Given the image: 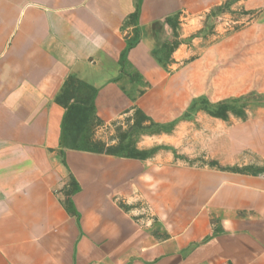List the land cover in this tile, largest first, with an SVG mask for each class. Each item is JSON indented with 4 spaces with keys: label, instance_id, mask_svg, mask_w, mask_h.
<instances>
[{
    "label": "crops",
    "instance_id": "crops-1",
    "mask_svg": "<svg viewBox=\"0 0 264 264\" xmlns=\"http://www.w3.org/2000/svg\"><path fill=\"white\" fill-rule=\"evenodd\" d=\"M226 1L245 12L221 19L195 57L184 42L159 53L167 18L185 37L192 15ZM131 72L145 83L137 96ZM209 74L211 103L264 90V0H0V264H264V170L209 163L264 167V103L244 105V118L203 113L198 163L180 158L187 149L145 159L65 149L62 162L55 97L70 76L96 88L101 123L141 109L177 119L174 130ZM70 175L76 213L64 206Z\"/></svg>",
    "mask_w": 264,
    "mask_h": 264
},
{
    "label": "trees",
    "instance_id": "trees-1",
    "mask_svg": "<svg viewBox=\"0 0 264 264\" xmlns=\"http://www.w3.org/2000/svg\"><path fill=\"white\" fill-rule=\"evenodd\" d=\"M176 17H169L166 19V22L173 29V34L176 37L177 31V22ZM129 21L136 20V11L129 15ZM173 40V39H171ZM170 39L165 41L161 47L159 53L166 55L169 51H172L178 44H172ZM139 37L135 33L134 36L126 40V46L120 54L119 63L121 66V72L125 73L126 65H129L127 60L128 51L138 43ZM153 55L159 60L162 61L161 56L157 55V51H153ZM130 82L138 83L139 87L136 88L134 96H137L143 92L145 86L144 81H142L141 76L137 72H131L127 74ZM125 90V89H124ZM97 90L89 83L82 81L74 76H70L64 83L61 91L55 97V100L61 104L65 111L61 120V135L59 140V146L61 148L60 154L62 157V162L66 165L65 162V149L94 152V153H106L113 156L121 157H130L137 159L148 158L153 152L154 149H138L136 147H129L124 144V141H119L116 145L105 146L100 142L93 141L91 138L92 127L96 123H101L95 114V105L94 99L96 96ZM239 98L219 102L211 103L207 96H201L193 98L187 109L181 114L179 118L187 119L193 113L202 109L204 112L210 116L217 117L223 120L228 118V114L231 113L235 116L244 118L246 116L244 110V104L238 103ZM201 105V106H200ZM142 118L150 121L153 125L159 127L171 128L174 122L177 119H174L165 124L155 123L149 116H147L141 109H135ZM211 165H216L220 169L224 170H233V171H253L259 172L264 170V167L259 168H250V167H224L221 166L214 160H210ZM79 189V186L72 175L69 176V189L66 192L67 197L64 200V206L68 212L76 213L72 201L71 194L76 192Z\"/></svg>",
    "mask_w": 264,
    "mask_h": 264
},
{
    "label": "rangeland",
    "instance_id": "rangeland-1",
    "mask_svg": "<svg viewBox=\"0 0 264 264\" xmlns=\"http://www.w3.org/2000/svg\"><path fill=\"white\" fill-rule=\"evenodd\" d=\"M230 5L231 2L226 1L220 5L213 6L208 10H203L192 15L193 17H190V20L191 18L194 20L193 22H190V26L188 27L190 31L185 37H179L180 33H182V26L178 25L180 21H178L179 17L177 16V34L176 37L175 35H172L169 38L170 40L173 39L170 42L174 45L179 44V42H184L185 44L190 45L193 47L195 57L200 52L201 48L207 46L211 42V34L214 33L213 29L221 19L227 17L239 18L241 13L245 12L230 9ZM189 13L191 15V12ZM199 25L200 28H198ZM238 25V23H235L234 25L232 24V26ZM211 76L212 74H209L206 78L207 80L204 91V95L209 99H213L214 94V90L211 86ZM256 81L258 80H255V82ZM137 87L138 85H131L133 92H135ZM237 93H243V96L239 98L240 100L238 103L244 104L249 110H254V108H257L264 103V90L262 89L238 91ZM203 113L205 112L202 109H199L188 118L187 122H184V127L179 126L172 130L171 128L153 125L150 121L142 118L136 110H132L106 124H94L91 131V138L93 141L100 142L105 146L116 145L119 141H124V144L129 147L134 146L138 149H154V152L149 157L154 155L158 150H170L175 152L177 150L182 151V149H187L194 152L190 153L189 159L183 154H181L182 157L180 154L178 156L190 164L198 163V161L202 160L197 154V151L202 147V145L199 144V141L204 136L211 133V129L206 127V122L201 120L204 115ZM176 135L179 138L177 146H174L173 137Z\"/></svg>",
    "mask_w": 264,
    "mask_h": 264
}]
</instances>
